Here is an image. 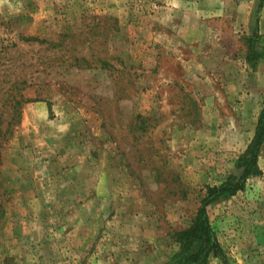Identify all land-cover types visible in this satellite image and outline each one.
I'll use <instances>...</instances> for the list:
<instances>
[{"label": "rangeland", "instance_id": "374dc122", "mask_svg": "<svg viewBox=\"0 0 264 264\" xmlns=\"http://www.w3.org/2000/svg\"><path fill=\"white\" fill-rule=\"evenodd\" d=\"M263 108L264 0H0V264L170 261ZM259 165L206 264H264Z\"/></svg>", "mask_w": 264, "mask_h": 264}, {"label": "trees", "instance_id": "16d2710c", "mask_svg": "<svg viewBox=\"0 0 264 264\" xmlns=\"http://www.w3.org/2000/svg\"><path fill=\"white\" fill-rule=\"evenodd\" d=\"M250 47V59H257L256 56H253L254 54L258 55L253 42ZM139 116L143 121L151 119L150 116ZM143 121H141V125H143ZM263 144L264 108L252 140L237 159L236 164L242 169L241 174L230 175L220 184L207 186L206 193L201 199L192 222L177 233L179 250L170 261L160 264H206L212 256H225L224 248L210 220L209 207L220 198L236 194L245 187L249 177L261 173L259 156Z\"/></svg>", "mask_w": 264, "mask_h": 264}, {"label": "crops", "instance_id": "0c3cea01", "mask_svg": "<svg viewBox=\"0 0 264 264\" xmlns=\"http://www.w3.org/2000/svg\"><path fill=\"white\" fill-rule=\"evenodd\" d=\"M165 8H167L166 10L167 11H180V10H183V6H179L177 8H175V6H171L170 4L167 5ZM171 19H174V18H171ZM186 24V23H185ZM151 40L149 41L153 46H156L158 42H161L162 44H165L168 40V47H170L172 49V51H175L176 53L175 54H169L170 57H172L173 59L177 60V61H185V58L183 57V55H180V52L182 50V47L184 45H187V44H190L191 41H196L197 38H193L192 40H190V38H167L166 41H162L160 40L161 38H150ZM171 40V43L169 42ZM173 43V44H172ZM166 46V45H165ZM157 58V57H155Z\"/></svg>", "mask_w": 264, "mask_h": 264}]
</instances>
